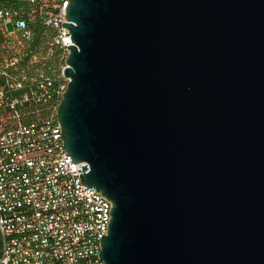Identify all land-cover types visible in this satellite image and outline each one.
Returning a JSON list of instances; mask_svg holds the SVG:
<instances>
[{
  "label": "water",
  "instance_id": "95a60500",
  "mask_svg": "<svg viewBox=\"0 0 264 264\" xmlns=\"http://www.w3.org/2000/svg\"><path fill=\"white\" fill-rule=\"evenodd\" d=\"M69 2L58 115L113 203L100 258L264 264V0Z\"/></svg>",
  "mask_w": 264,
  "mask_h": 264
},
{
  "label": "built area",
  "instance_id": "2783aa9c",
  "mask_svg": "<svg viewBox=\"0 0 264 264\" xmlns=\"http://www.w3.org/2000/svg\"><path fill=\"white\" fill-rule=\"evenodd\" d=\"M7 1L0 5V264H105L113 203L82 183L87 163L72 161L58 115L75 45L63 26L71 23L70 2Z\"/></svg>",
  "mask_w": 264,
  "mask_h": 264
},
{
  "label": "trees",
  "instance_id": "16d2710c",
  "mask_svg": "<svg viewBox=\"0 0 264 264\" xmlns=\"http://www.w3.org/2000/svg\"><path fill=\"white\" fill-rule=\"evenodd\" d=\"M8 1L7 0H0V5H4L5 3H7ZM15 0H10V3H14ZM0 247H1V241H0Z\"/></svg>",
  "mask_w": 264,
  "mask_h": 264
},
{
  "label": "rangeland",
  "instance_id": "374dc122",
  "mask_svg": "<svg viewBox=\"0 0 264 264\" xmlns=\"http://www.w3.org/2000/svg\"><path fill=\"white\" fill-rule=\"evenodd\" d=\"M9 28H10V30H13V28H14V25H9Z\"/></svg>",
  "mask_w": 264,
  "mask_h": 264
}]
</instances>
